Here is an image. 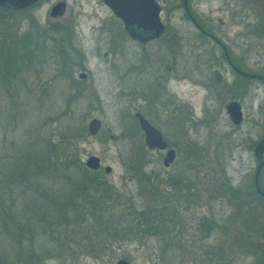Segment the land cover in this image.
Instances as JSON below:
<instances>
[{
  "label": "rangeland",
  "instance_id": "rangeland-1",
  "mask_svg": "<svg viewBox=\"0 0 264 264\" xmlns=\"http://www.w3.org/2000/svg\"><path fill=\"white\" fill-rule=\"evenodd\" d=\"M52 1L54 0H41L34 7L15 13L7 10L4 12L3 19L10 24L9 30L12 31L17 22L19 31L31 25L27 15L34 17L41 31H46L45 27L48 24L52 27L53 22L78 23L81 31L72 38V43L81 52L75 54L73 62H70L71 67L67 70H70L79 82H73L68 76L56 74L66 69L62 70L58 60L56 63L51 61L54 57L52 51L47 52V59L39 67L32 64L31 67L20 71L19 75L23 74L24 77L18 76L15 81L19 88L17 100L20 104H17L21 118L19 116L16 120V131L21 134L20 141L31 145L32 142H37L40 136H45L46 140L50 139L57 145L61 141H58L60 126H62L60 124L73 128L76 133H81L77 140L79 160L84 163L88 154L99 157L101 165L98 171L101 180L112 187L110 188L112 195L119 200L116 206L118 203L122 206L120 205L122 203L126 211L131 210L128 207L130 201L137 207L151 202L154 193L152 186L148 185L149 180H155V183H158L157 186L164 190L175 189L178 202L186 203V198L181 193L184 194L186 191L184 185L188 174L191 170L193 173L196 170V174L203 176L204 187H206L211 176H216L217 169L212 164L217 161L225 167L226 174L231 175V184L241 185L253 191L252 171L255 163L250 158V150L246 144L260 137V129L264 126L263 121L255 124V119L264 114H259L264 111V104L261 107L256 105L263 99L261 95L258 94L253 98L251 90L247 89L241 98L243 120L240 124L234 125L229 121L223 106L224 102L234 95L235 87L238 88L241 84L242 79L234 72L223 68L222 87L217 88L212 84L205 86L203 80L207 72L204 67L192 70L189 53H180L177 56L178 65L174 72L166 74L160 68L156 70V76L162 75L158 78L160 85L150 84L148 73L147 75L144 73L141 77V73L136 68L125 71L124 66H127V63L137 64L138 47L128 43L124 37L116 41L123 42L129 56L124 55L126 60L118 57L116 63L119 67L111 69L107 64L108 57L103 53L108 45L116 41L108 38L106 32L100 33L94 30L101 18L114 17L110 9L101 0H66L64 10L58 18L54 19L48 14ZM226 1L233 3V0ZM191 3L197 11L202 13V17L208 14L216 20L218 16L221 17L224 22L221 24V32L230 39L234 38V33L238 30L236 19H230L229 12L224 10L223 0H191ZM169 6V3L163 4L160 11L161 19L178 24L181 21L183 25L178 26L185 28L187 21L184 19L182 21L183 9L180 7L172 9ZM187 26L188 30H191L190 26ZM180 32L184 33L183 37L186 36L184 29ZM45 43L51 44L49 40H45ZM62 45L69 48L68 43ZM161 47L164 49L163 46ZM80 71L85 72L84 78L78 76ZM233 79L235 80L234 88L230 90L232 93H228L225 85L231 83ZM76 86L81 87L79 92L76 91ZM141 90L147 96L146 99L140 97ZM69 92L79 93V95L71 97ZM1 94L0 101L9 100V103L12 100L15 101L14 98L11 100L7 96L4 97L3 93ZM137 110H142L153 123L158 124L165 138L175 148V158L168 166L161 163L163 151L144 148L140 128L133 130L136 121L134 112ZM58 114L62 115L57 118ZM93 116L99 118L100 128L95 134H89L86 126ZM109 133L114 134V137H109ZM139 146L143 149H141L142 155H139V151L137 152ZM4 152L5 149H0V153ZM141 156L142 161L140 162L139 158L137 163V157ZM190 156H195L196 159L203 156L201 158L207 159L208 165L199 164L194 166V169H188V163L193 160ZM105 164L111 167L107 173L102 169ZM150 169H153V173ZM201 171L204 173L201 174ZM174 176L180 179L175 188L173 187L175 181L170 182ZM0 178L1 183H5L8 176L5 177L3 174ZM166 179L169 181L166 182ZM262 183L264 184V170ZM15 188L17 189L16 186ZM188 192L192 196L187 198L188 208L183 210L182 206H179L181 212L188 217V233L177 235L182 240L180 243L183 244L180 248L173 247L171 250L163 251L161 241L156 240L154 236L139 239L138 234L141 236L139 231L110 243L100 251H89L80 247L82 244L71 243L70 237L62 235L63 239L66 238L67 242L69 241L73 248L79 251L77 255L74 258L50 256L42 262L39 261L38 264H114L119 258L136 264H211V261L206 259V254L198 249L199 246L209 243L210 240L218 244L220 240L225 239V236L220 229L214 228L208 239L203 240V233L197 227L196 221L201 215L213 214L212 216L216 219L220 218L225 223L230 222L233 211L229 203L224 200L202 197L197 203L193 198H201L200 196L204 195L203 192L202 194L192 190ZM207 193L209 192L206 191V195ZM245 198L251 200L249 197ZM251 203L253 205L251 213L253 215L259 213L264 219V198L259 197L257 200L252 198ZM116 206L112 205L113 208ZM125 213L123 217L126 221L130 215L128 212ZM0 235H2L1 247L6 248L4 252L11 253L12 250L17 249L19 243L14 238L15 233L11 236L6 233ZM25 235L26 238L22 242L24 247L30 243L35 252H40L43 246L50 244L47 242L48 235L39 229L33 234L25 232ZM70 236L77 237V234L72 233ZM262 244L264 245V237ZM260 253L259 250L252 253L241 252L235 264H258L257 255Z\"/></svg>",
  "mask_w": 264,
  "mask_h": 264
},
{
  "label": "trees",
  "instance_id": "trees-1",
  "mask_svg": "<svg viewBox=\"0 0 264 264\" xmlns=\"http://www.w3.org/2000/svg\"><path fill=\"white\" fill-rule=\"evenodd\" d=\"M7 10L13 13L24 11L0 6V95L3 93L4 97L15 99L11 103L6 98L7 101H0V149H5L4 153H0V177L3 174L8 176L5 183H1L0 178V234L11 236L15 233L14 238L19 244L11 253L4 252L5 246L1 247L0 235V264H38L50 256L74 258L79 251L70 242H78L79 245L82 244L80 247L89 251H100L110 243L139 231V239L154 236L161 241L163 251L182 247L181 238L177 235L188 233V217L181 212L179 206L183 210L188 208L187 198L192 197L188 192L189 188H185L184 194L181 193L186 198V203L180 204L175 189L164 190L157 186L155 180H149L148 185L152 186L154 193L151 202L137 207L130 201V211H126L121 203V210L119 203L116 206L119 200L112 195V187L101 180L98 169L88 168L79 160L77 140L81 133L60 124L62 126L58 141H61L57 145L50 139L46 140L45 136H40L31 145L20 141L21 134L16 131V120L20 116L17 104H20L17 100L19 88L15 81L18 76L22 78L24 75H19V72L32 64L39 67L47 59V52L52 51L54 57L51 61L56 63L58 60L62 70L66 69L56 74L68 76L76 83L79 79L67 70L70 69V62H73L75 54L62 45L69 43L65 31H58L54 26L49 27L50 25L45 27L46 31H41L34 17L29 15V27L19 31L17 22L13 26L14 31L9 30L10 24L3 19ZM45 40H49L51 44L46 45ZM76 88L77 92L81 89L80 86ZM68 94L71 97L79 95ZM134 126L133 130L139 128L136 121ZM141 149V146L137 148L139 155H142ZM201 157L203 156L197 160H203ZM139 158L142 161V156L137 157V163ZM218 165L221 166L219 162ZM167 181L169 180L166 179ZM173 181L174 187H177L180 179L175 178L170 182ZM222 186L221 195L233 211L230 222L225 223L212 214L199 216L196 225L203 233V240L208 239L214 228L220 229L225 239L218 244L210 240L209 243L200 244L198 249L206 254V259L211 264H235L241 252L252 253L259 250L261 253L257 255V261L262 264L264 219L259 213H251L252 198L257 200L261 196L254 188L251 192L241 185L234 186L226 175ZM193 191L201 193V188ZM208 197L214 198L211 192ZM193 199L199 202L202 197ZM113 204L115 208L112 207ZM125 212L130 215L126 221L123 217ZM37 229L45 232L48 244L50 242L40 252H35L30 243L26 247L22 243L26 238L25 232L33 234ZM72 233L77 234V237H71ZM62 235L70 237V242L63 239Z\"/></svg>",
  "mask_w": 264,
  "mask_h": 264
},
{
  "label": "flooded vegetation",
  "instance_id": "flooded-vegetation-1",
  "mask_svg": "<svg viewBox=\"0 0 264 264\" xmlns=\"http://www.w3.org/2000/svg\"><path fill=\"white\" fill-rule=\"evenodd\" d=\"M41 0H35L27 6L21 8H14L13 10H27L35 5L39 4ZM60 0H54L51 2L48 10V14L50 11L51 6ZM63 1V10L66 4V0ZM102 1V0H101ZM160 5V11L163 8V4L169 3V8H182L184 11V17L182 21H187L185 23V28H180L178 25H183L180 21L178 24L177 22H169L168 20H162L160 17V21L162 23V28L158 34L150 35L147 38H138L131 36L127 29L124 26L123 21L121 18L116 16L113 11L106 5L114 17L109 19L101 18V20L97 23L98 26L94 28L98 32H106V36L108 38L114 39L115 41L121 37H124L128 43H132L138 47L137 53V64L134 65L131 63H127L126 72L129 71V68L133 70H138L141 73V77L144 73L149 74V82L150 84H159V77L162 75L156 76V70L163 69L166 74L174 72L177 68L178 61L177 56L178 54H186L189 53L190 55V63L192 64L193 69H199L201 66L207 72L206 78L203 80L205 86L208 84H212L214 87L220 88L222 87V70L223 68H227L228 70L234 72L237 77L241 78V84L237 88L235 87V93L230 97V99H236L240 103L241 107V98L247 92V89L251 90V95L255 98L258 94L261 95L263 98L261 101H258L256 104L257 107H261L264 104V0H233V3L230 1L223 0L224 10L229 12L230 19H236V26L238 30L234 33V38L230 39L226 34L222 33L221 24L224 23L221 17H217V20L212 18L209 14L205 17H202V13L197 11L195 7L192 6L191 0H156ZM187 8V10L185 9ZM12 9V8H11ZM62 13V10H61ZM60 13V14H61ZM58 15H50L51 18H58ZM184 19V20H183ZM37 22V21H36ZM38 24V23H37ZM53 26L55 29H63L66 32V39L69 41L68 46L69 49L77 54L80 50L76 48L75 44L72 43V38L75 37L80 31V27L78 23H71V22H53ZM50 25V24H48ZM190 26L191 30H188V26ZM52 26V27H53ZM138 29V27H137ZM184 29L186 31V36L183 37L184 33H181L180 30ZM139 30V29H138ZM152 30H150L151 32ZM152 34V33H150ZM105 36V35H104ZM120 36V37H119ZM111 40V42H112ZM125 42V41H124ZM109 44V42H108ZM126 44V43H125ZM242 45V46H241ZM163 46L164 49L161 47ZM236 48L237 50H235ZM81 52V51H80ZM79 52V53H80ZM104 56H107L108 61L107 64L111 69L118 68L117 58L121 57L123 60H126L124 55L129 56L127 53V49H125V45L123 42H114L107 46V49L103 53ZM82 56V55H78ZM82 59V58H81ZM217 70L220 75V80L217 81L213 71ZM85 77V76H84ZM80 77V78H84ZM235 80L233 79L231 83L226 84V92L232 93L233 84ZM140 97L146 99L147 96L141 90L139 92ZM146 97V98H145ZM227 100V101H228ZM225 104V102H224ZM224 106V105H223ZM140 113L158 130L161 132L162 137L166 140V146L162 149L157 147L148 148L144 143V132L140 129L142 140L144 143V148L149 150H157L163 151L162 157L165 153V150L168 147H172L168 140L165 138V135L161 131V128L158 124L153 123L144 113L142 110H138ZM264 113L261 111L259 114ZM228 117V116H227ZM243 120V112L240 121L234 125H238ZM230 121V120H229ZM260 121L264 122V114L263 116H258L255 119V124H259ZM231 122V121H230ZM232 123V122H231ZM233 124V123H232ZM140 128V127H139ZM261 130L260 137H264V126ZM258 137V138H260ZM256 138V139H258ZM255 139V140H256ZM254 141V140H252ZM247 142L246 146L250 150V158L252 162L255 163L253 171H252V185H253V173L257 166V164L264 159V151H261L258 155H256L252 149L249 147L248 144L251 143ZM174 153L176 155L175 148ZM175 158V156H174ZM192 161L188 163V169H194V166L201 165H208L206 162L207 159L197 160L193 156H190ZM195 159V160H194ZM174 160V159H173ZM172 160V161H173ZM169 162L167 165L172 163ZM217 163L215 165L216 176H211V178L207 181V186L204 187L203 176L198 175L191 172L188 174L185 188H189V190H197L201 188V194L203 192V196L201 197H208L206 195V191L210 192L213 195L214 199L220 201H226L225 197L221 195V191L223 190L222 184L225 180V175L228 177V180L231 181V175H227L225 172V167L219 162L221 166ZM162 163V161H161ZM163 165V164H162ZM264 170V162L261 164L258 174H257V183L261 190L264 191V184L262 183V173ZM151 173H153V169H150ZM159 171V170H158ZM199 171V170H197ZM201 174L204 172H200ZM207 175V174H206ZM176 176L172 177L171 180H175ZM183 181V178H182ZM220 185V186H219ZM173 186V185H172ZM219 186V188H216ZM174 187V186H173ZM175 188V187H174ZM221 188V189H220ZM254 188V186H253ZM169 190H173L169 188ZM256 191V189L254 188ZM259 196L264 198V195L258 193ZM209 194V193H207ZM217 194V195H216ZM200 201V199H199ZM198 203V202H197ZM225 204V202H223ZM263 256V255H262Z\"/></svg>",
  "mask_w": 264,
  "mask_h": 264
},
{
  "label": "water",
  "instance_id": "water-1",
  "mask_svg": "<svg viewBox=\"0 0 264 264\" xmlns=\"http://www.w3.org/2000/svg\"><path fill=\"white\" fill-rule=\"evenodd\" d=\"M35 0H0V6L8 8H21L29 5ZM113 13L121 18L124 23L125 28L131 36L138 38H147L150 35L158 34L162 28V23L160 21L159 10L160 5L156 0H102ZM185 1V0H183ZM187 10V8L185 7ZM63 10V1L55 2L49 11L50 15H58ZM188 11V10H187ZM138 27V29H137ZM150 30H152L150 32ZM152 33V34H150ZM213 74L217 81L220 80V75L217 70L213 71ZM79 77H84L85 72L80 71L78 73ZM224 110L228 116V119L236 124L240 121L242 117V111L240 108V103L236 99H230L225 102ZM134 117L136 118L137 124L140 129L144 132V143L148 148L157 147L162 149L166 146V140L162 137L161 132L151 124L140 111L134 112ZM100 128V120L97 117H91L87 122V132L89 134H95ZM109 137H114V134L109 133ZM252 147L254 153L258 155L261 151H264V137H260L248 144ZM175 153L172 147H168L162 157V164L167 165L174 159ZM264 159L261 160L253 173V186L256 191L264 195V191L261 190L257 183V174L261 164ZM84 165L91 169H97L100 167V159L95 154H88L84 159ZM105 173L111 170L109 164H105L102 167ZM114 264H136L134 262L128 261L124 258L117 259ZM262 264H264V253L262 256Z\"/></svg>",
  "mask_w": 264,
  "mask_h": 264
}]
</instances>
